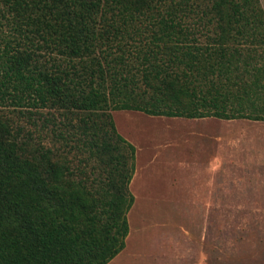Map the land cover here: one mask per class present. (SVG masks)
<instances>
[{
    "label": "trees",
    "instance_id": "1",
    "mask_svg": "<svg viewBox=\"0 0 264 264\" xmlns=\"http://www.w3.org/2000/svg\"><path fill=\"white\" fill-rule=\"evenodd\" d=\"M258 1L0 0V264L124 250L136 149L112 112L264 121Z\"/></svg>",
    "mask_w": 264,
    "mask_h": 264
},
{
    "label": "rangeland",
    "instance_id": "2",
    "mask_svg": "<svg viewBox=\"0 0 264 264\" xmlns=\"http://www.w3.org/2000/svg\"><path fill=\"white\" fill-rule=\"evenodd\" d=\"M258 2L264 14V0ZM111 115L136 153L125 248L108 264H264V168L250 177L241 168L211 172L199 137L213 131L207 123L135 111ZM52 128L43 129L47 145Z\"/></svg>",
    "mask_w": 264,
    "mask_h": 264
},
{
    "label": "crops",
    "instance_id": "3",
    "mask_svg": "<svg viewBox=\"0 0 264 264\" xmlns=\"http://www.w3.org/2000/svg\"><path fill=\"white\" fill-rule=\"evenodd\" d=\"M189 120L199 124L207 123L213 130L208 134H206V131H202L199 135L201 139L206 141L204 145L200 143V147L208 154L206 167L211 168V172H221L224 167L241 168L245 171L243 176L250 177L252 174H256V172H252L256 168H264L262 158L264 150L261 146L264 143V133H262L264 131V121L221 120L215 118ZM257 136H261V138L257 139Z\"/></svg>",
    "mask_w": 264,
    "mask_h": 264
}]
</instances>
